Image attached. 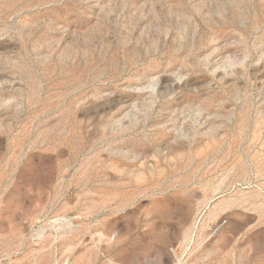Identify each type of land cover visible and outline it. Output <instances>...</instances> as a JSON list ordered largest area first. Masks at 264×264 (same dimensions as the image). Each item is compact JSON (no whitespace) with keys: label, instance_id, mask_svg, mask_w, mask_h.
Here are the masks:
<instances>
[{"label":"rangeland","instance_id":"rangeland-1","mask_svg":"<svg viewBox=\"0 0 264 264\" xmlns=\"http://www.w3.org/2000/svg\"><path fill=\"white\" fill-rule=\"evenodd\" d=\"M0 264H264V0H0Z\"/></svg>","mask_w":264,"mask_h":264}]
</instances>
